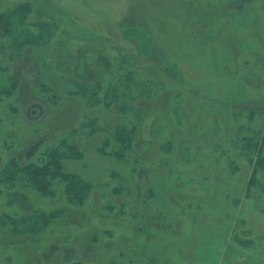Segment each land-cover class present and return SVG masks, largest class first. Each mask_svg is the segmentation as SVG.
Here are the masks:
<instances>
[{
	"label": "rangeland",
	"instance_id": "obj_1",
	"mask_svg": "<svg viewBox=\"0 0 264 264\" xmlns=\"http://www.w3.org/2000/svg\"><path fill=\"white\" fill-rule=\"evenodd\" d=\"M217 259L264 264V0H0V264Z\"/></svg>",
	"mask_w": 264,
	"mask_h": 264
},
{
	"label": "trees",
	"instance_id": "obj_2",
	"mask_svg": "<svg viewBox=\"0 0 264 264\" xmlns=\"http://www.w3.org/2000/svg\"><path fill=\"white\" fill-rule=\"evenodd\" d=\"M56 98V97H55ZM58 98V97H57ZM110 130V134H112V139L111 136L110 138L107 140H105L103 142L102 146H99V150L101 151H111V153H123V151L126 148V145H128V141L130 142V134H127L126 131H124V129L118 127L116 129H109ZM71 145L68 143V140H63L62 141V145L60 146H56L55 148H52L50 154H52L53 157L57 156V158H59L62 154L64 156V154H67L69 152H72V149L70 148ZM108 150V151H107ZM121 155V154H120ZM37 177L36 179L40 180V182L45 181L46 179H49V177L47 176V174L45 172H42V174L39 173V170L37 171ZM13 176L11 175V177L9 176V178L12 179V177H14L16 174L12 173ZM45 184V183H44Z\"/></svg>",
	"mask_w": 264,
	"mask_h": 264
},
{
	"label": "crops",
	"instance_id": "obj_3",
	"mask_svg": "<svg viewBox=\"0 0 264 264\" xmlns=\"http://www.w3.org/2000/svg\"><path fill=\"white\" fill-rule=\"evenodd\" d=\"M213 260H216V258H214ZM217 260H219L218 261V264H231L230 262H225V261L224 262H221L220 259H217ZM213 264H215V263H213Z\"/></svg>",
	"mask_w": 264,
	"mask_h": 264
}]
</instances>
